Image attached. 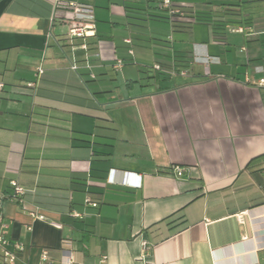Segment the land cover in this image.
Here are the masks:
<instances>
[{
    "label": "crops",
    "instance_id": "obj_1",
    "mask_svg": "<svg viewBox=\"0 0 264 264\" xmlns=\"http://www.w3.org/2000/svg\"><path fill=\"white\" fill-rule=\"evenodd\" d=\"M81 1L95 9L87 52L53 22L55 0H0V230L24 246L15 264H39L42 249L58 263L63 248L78 264H264V55L245 46L223 67L231 56L193 42L197 24L173 26L158 0ZM176 2L221 17L241 3L225 20L264 35L242 0ZM227 22L203 24L215 44ZM155 64L191 75L152 88L128 70Z\"/></svg>",
    "mask_w": 264,
    "mask_h": 264
},
{
    "label": "built area",
    "instance_id": "obj_2",
    "mask_svg": "<svg viewBox=\"0 0 264 264\" xmlns=\"http://www.w3.org/2000/svg\"><path fill=\"white\" fill-rule=\"evenodd\" d=\"M159 8L164 11L168 17L169 22L174 25L181 22H190L192 21L187 17L186 12L183 9V6L177 3L175 0H159ZM53 22L60 26L65 31V36L69 41L74 40H83V44L79 47H74L73 50L82 49L88 51V45L85 42L87 39L95 37L96 35V18H95V9L93 6L82 2L81 0H55L54 2V14ZM67 31V32H66ZM247 29L244 26L236 27L232 30L233 33L245 34ZM126 44L131 45V40H126ZM129 53L133 55V51L130 50ZM195 62L209 65L211 63H219V59L215 57H210L208 55H200L199 53L195 54ZM86 61L88 57L86 56ZM124 62L122 60H117L113 65V68L117 71H121L124 67ZM153 70L156 72L168 73L172 76L176 75L175 70L173 69H164L160 64H155ZM73 70H77L78 67L76 64L72 67ZM256 73L264 74V69L256 68ZM43 71L40 70V74ZM182 76H186L185 72L180 73ZM94 78V76L92 75ZM257 85L261 88H264V77H262ZM36 83H29V88H34ZM5 85L0 83V92L4 90ZM174 172L177 175H182L183 170L176 167ZM13 194L11 198L18 203L23 202V199L26 195V190L21 187L16 181L12 182ZM3 200L0 199V208L2 207ZM85 205L96 208L98 205L93 202L90 198H86ZM35 219L43 220V217H39L34 213L30 214ZM71 216L74 218H80L81 214L77 212H72ZM0 223H2V217L0 216ZM5 225H2L0 230V264H15L19 258V255L23 253L24 246L14 240H10L7 237L5 232ZM31 230V228H29ZM68 246V245H66ZM149 244L147 242L143 243V250H148ZM62 257L58 263L52 256L51 252L48 249H42L40 253L39 264H78L74 259V253L71 249L63 248L61 250ZM105 259V258H104Z\"/></svg>",
    "mask_w": 264,
    "mask_h": 264
},
{
    "label": "rangeland",
    "instance_id": "obj_3",
    "mask_svg": "<svg viewBox=\"0 0 264 264\" xmlns=\"http://www.w3.org/2000/svg\"><path fill=\"white\" fill-rule=\"evenodd\" d=\"M243 4H242V13L243 16L246 19H251L252 21H254L257 24H262L264 26V1L261 0H242ZM100 19L98 18V21ZM104 20V19H101ZM99 22H103V21H99ZM102 23H99V25H101ZM237 25H233V23L231 22H227L224 26V33L226 34V37L228 39V43L226 45H221V44H215L214 42H212L210 40V28L207 25H203V24H197L193 27V42H198V43H207L210 46H213L215 49L218 50V54L219 56L223 59L226 60L224 57L225 56H231V59L225 64L223 63V67L226 65H231L233 61H236V65L240 64L241 60H244L243 56L239 55V52L241 51L242 47H247L248 51L251 49H256L259 50L260 53L264 55V35H260L256 38V40L251 39V38H245V36L243 34H236V33H232V28H236ZM67 32V31H66ZM236 55V56H234ZM154 66V65H153ZM152 66V67H153ZM205 66V65H204ZM208 66V65H206ZM132 68H129V71H132L134 73L137 74V76L139 77H144L145 79H147V81H150L152 84L150 85V87L154 88L157 85L159 86L158 82L160 79L161 75H165L168 76V80L165 81H161V85H163L164 83L167 82H171V81H177V79H180L181 77H187L191 75V70L190 68H179V67H174L173 70H175L176 75L172 76L168 73H164V72H156L153 70V68H149L146 69V67H142L140 65H132ZM199 66L194 65L193 66V72L196 73L197 68ZM142 72H144L145 74H142ZM181 72H185L187 75L186 76H182L180 73ZM197 74V73H196ZM171 77V78H170ZM173 77H178L177 79L173 78ZM180 77V78H179ZM194 78V77H193ZM163 79V78H161ZM126 89H119L118 95H120L121 93L125 92ZM17 264H21V263H17Z\"/></svg>",
    "mask_w": 264,
    "mask_h": 264
},
{
    "label": "trees",
    "instance_id": "obj_4",
    "mask_svg": "<svg viewBox=\"0 0 264 264\" xmlns=\"http://www.w3.org/2000/svg\"><path fill=\"white\" fill-rule=\"evenodd\" d=\"M233 1H235V0H233ZM261 1H264V0H261ZM204 5H206V6L209 5L210 6L211 4H209V3L207 4L205 2ZM218 6H221V7H223V8L226 9V10H224L225 17L216 16V15H214L213 12H210V11L209 12H204V11L197 12V11H193V13L190 12V15H188L187 12H186L187 17H189L192 21H190V22H181V23L188 24V25H190V24H207L210 27H213L214 24L227 22L225 20L226 19V16L230 17L231 19H233V18L234 19H236V18H242L241 11L235 9V8H241V3L240 4H232V3L231 4H220ZM219 14H220V12H219ZM230 22L237 24L236 21L235 22L230 21ZM181 23H176L173 26L180 25ZM240 23L242 25H247L248 24V22L247 21H244V20H241ZM213 30L215 31L213 33V36H214L215 40L217 42H219V43H223L225 41V34L220 33V32H217V30L215 28H213Z\"/></svg>",
    "mask_w": 264,
    "mask_h": 264
}]
</instances>
